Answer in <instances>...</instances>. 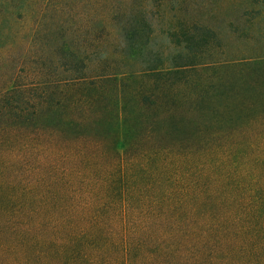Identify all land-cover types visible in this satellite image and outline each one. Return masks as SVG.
I'll return each mask as SVG.
<instances>
[{"label":"trees","instance_id":"trees-1","mask_svg":"<svg viewBox=\"0 0 264 264\" xmlns=\"http://www.w3.org/2000/svg\"><path fill=\"white\" fill-rule=\"evenodd\" d=\"M162 6L0 0V264H264V46L162 59Z\"/></svg>","mask_w":264,"mask_h":264},{"label":"rangeland","instance_id":"rangeland-1","mask_svg":"<svg viewBox=\"0 0 264 264\" xmlns=\"http://www.w3.org/2000/svg\"><path fill=\"white\" fill-rule=\"evenodd\" d=\"M158 3H163L164 6L152 9V13L149 14L146 20L149 23L147 31V34L150 33L149 42L143 43H148V49L155 52L154 54H159L162 59L166 60L176 52V44L183 40V34H193L202 38L195 45L193 52L205 63L213 61V58L220 60L234 58L235 47L245 49L246 46L260 48L264 46V38H261L262 35L264 37V8H260V13L250 8H230L227 0H158ZM179 3L182 4V8L177 6ZM191 19H196L198 24L192 26ZM15 28L20 32L24 31L20 22L16 23ZM108 30L112 31L110 28ZM229 30L235 31V35L232 36ZM100 31L97 30V35L103 34H100ZM83 41L84 39H80L74 44L83 47L86 44ZM134 42L140 43L138 39ZM25 43L21 41L16 47L22 49ZM216 46L222 48L219 54H213V48ZM7 49H2L0 53V75H6L11 69L19 71L22 64L23 52L20 54L19 49L18 54L10 53L11 58L7 60L5 57ZM257 54L264 55V49ZM208 73L212 72L203 75Z\"/></svg>","mask_w":264,"mask_h":264}]
</instances>
